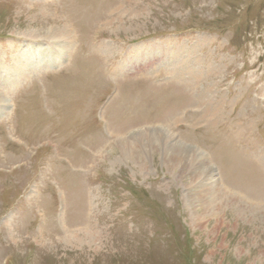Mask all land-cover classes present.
<instances>
[{"label":"rangeland","instance_id":"374dc122","mask_svg":"<svg viewBox=\"0 0 264 264\" xmlns=\"http://www.w3.org/2000/svg\"><path fill=\"white\" fill-rule=\"evenodd\" d=\"M0 264H264V0H0Z\"/></svg>","mask_w":264,"mask_h":264},{"label":"bare ground","instance_id":"6f19581e","mask_svg":"<svg viewBox=\"0 0 264 264\" xmlns=\"http://www.w3.org/2000/svg\"><path fill=\"white\" fill-rule=\"evenodd\" d=\"M180 150H182V151H185L184 149H182V147H180V146H178V145H174V147L172 146V148H171V150L170 151H172L171 153V155H178V151H180ZM186 152V151H185ZM184 155V154H183ZM170 156V155H169ZM174 158V157H173ZM185 160L183 161V162H181V166H183V165H188V166H191L192 168H194L192 165H194V163L193 162H190V159L189 160H187L186 158H184ZM180 162V161H179ZM190 168V167H189ZM195 169H198V166H196V168ZM190 170V169H189ZM194 172V171H193ZM200 178H201V176H200ZM206 179H207V177L206 178H204L203 179V181H202V183H201V185H202V188L204 189V191H209V192H211V191H213V188L211 187V185L206 181ZM214 196L215 197H217L216 196V192L214 191ZM213 200H209V201H207L206 202V206L209 208V209H214V206H215V203H216V200L215 201H213ZM205 203V202H204ZM202 206V205H201ZM197 207L198 206H196V208H195V211H196V209H197ZM200 208H202V207H200ZM199 209V208H198ZM211 209V210H212ZM210 211V210H209ZM213 211V210H212ZM214 211H215V209H214ZM199 214V213H198ZM202 216V215H201ZM200 217V216H199Z\"/></svg>","mask_w":264,"mask_h":264}]
</instances>
